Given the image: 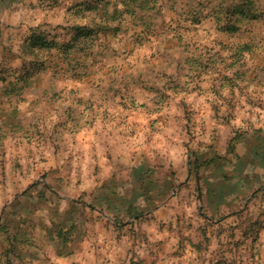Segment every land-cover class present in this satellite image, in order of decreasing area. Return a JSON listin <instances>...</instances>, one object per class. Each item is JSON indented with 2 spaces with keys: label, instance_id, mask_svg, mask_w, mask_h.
<instances>
[{
  "label": "rangeland",
  "instance_id": "1",
  "mask_svg": "<svg viewBox=\"0 0 264 264\" xmlns=\"http://www.w3.org/2000/svg\"><path fill=\"white\" fill-rule=\"evenodd\" d=\"M238 1L0 0L4 217L47 231L0 264H264L246 193L201 196L264 154V0Z\"/></svg>",
  "mask_w": 264,
  "mask_h": 264
},
{
  "label": "crops",
  "instance_id": "2",
  "mask_svg": "<svg viewBox=\"0 0 264 264\" xmlns=\"http://www.w3.org/2000/svg\"><path fill=\"white\" fill-rule=\"evenodd\" d=\"M262 151H264V149ZM257 152L258 150H256V153ZM256 153L254 156H251L252 158L251 164L245 162L246 165L243 168V170L240 172L239 170H237L235 179L221 178V176L204 177L203 179L205 180V185L207 187L204 188V192L201 195L202 197H204V198L201 197L202 199H204V202L210 205L211 203L214 204V207L212 209L216 211H221L228 205H232L233 203L238 201L237 199L238 193L245 192L247 196L245 200V203L247 204L245 209H247V211H250V214H252L253 218H257L258 215L263 214L264 213V164L260 167L257 164V160L259 156H263L264 158V154L258 156V154ZM240 162H244V161H240ZM255 169H259L262 175L259 177L253 176L251 173H253ZM249 172L251 174V176H249V180L244 179V174ZM218 181L232 182L231 187L233 189H230L231 193H229V195L225 196L224 193L226 192L224 191L225 188L222 187L223 183H218ZM9 182H13V181H7L8 184ZM1 183H2V178L0 176V186ZM207 190L209 191V193H207ZM6 193L7 192H4L3 190L2 193H0V260H10V256L14 254L17 250L20 251V253L26 257V260H37L36 258L37 257L40 258L41 256L40 253L42 251H47V246L45 243L40 245L42 242L41 238L43 240H46L45 237L47 232L46 227H43V229L40 230L39 233H37L25 226L24 220L26 216L24 214L23 215L21 214L20 216H13L9 219L4 217V210H8L11 207H14L13 203L17 202L16 200L14 201L12 200L10 203H5L4 196L6 195ZM28 197H29L28 195L24 196L23 199L24 203L26 202L25 198L28 199ZM210 198H213L214 201H210ZM20 199L21 198L19 197L18 201H20ZM18 205H21V203H19ZM24 209L25 207L24 208L22 207V211H24ZM262 225L264 226V224ZM29 243H33V246H30ZM37 246L38 248H36ZM31 250L36 251L37 254L36 252H32ZM31 255H33V257H31Z\"/></svg>",
  "mask_w": 264,
  "mask_h": 264
},
{
  "label": "trees",
  "instance_id": "3",
  "mask_svg": "<svg viewBox=\"0 0 264 264\" xmlns=\"http://www.w3.org/2000/svg\"><path fill=\"white\" fill-rule=\"evenodd\" d=\"M253 1L252 0H239L236 4H235V10L238 14H240L242 17H254V14L251 10V6H252ZM226 28L230 31H233L236 29V26H234V24L226 25ZM137 210V206L136 205H131L129 210Z\"/></svg>",
  "mask_w": 264,
  "mask_h": 264
}]
</instances>
